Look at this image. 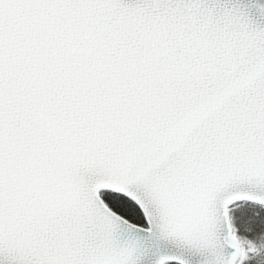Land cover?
I'll use <instances>...</instances> for the list:
<instances>
[{
    "label": "snow or ice",
    "instance_id": "6c2138e0",
    "mask_svg": "<svg viewBox=\"0 0 264 264\" xmlns=\"http://www.w3.org/2000/svg\"><path fill=\"white\" fill-rule=\"evenodd\" d=\"M0 264H264V0H0Z\"/></svg>",
    "mask_w": 264,
    "mask_h": 264
}]
</instances>
